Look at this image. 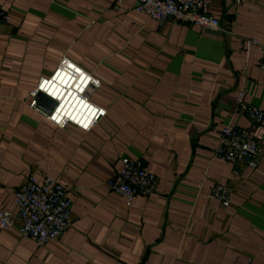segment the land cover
I'll return each mask as SVG.
<instances>
[{"label":"crops","instance_id":"crops-1","mask_svg":"<svg viewBox=\"0 0 264 264\" xmlns=\"http://www.w3.org/2000/svg\"><path fill=\"white\" fill-rule=\"evenodd\" d=\"M0 208L31 174L71 190V224L38 245L0 228V264H264V156L258 170L213 156L227 124L264 148V0H213L222 30L160 23L134 0H0ZM257 40L259 44L252 43ZM68 57L102 82L90 131L60 127L31 92ZM129 156L157 174L133 200L107 180ZM232 189L224 207L216 184Z\"/></svg>","mask_w":264,"mask_h":264},{"label":"built area","instance_id":"built-area-1","mask_svg":"<svg viewBox=\"0 0 264 264\" xmlns=\"http://www.w3.org/2000/svg\"><path fill=\"white\" fill-rule=\"evenodd\" d=\"M134 1L136 10L160 23L179 22L210 30L223 29L221 21L211 13L213 0ZM8 20L7 11L0 5V22ZM251 41L259 44L255 39ZM259 45L262 50L259 67L264 72V44ZM101 85L99 78L64 57L52 75L40 78L31 92L30 105L60 127L71 125L87 132L107 115L106 108L89 99V92ZM243 94H238L239 106L245 109L252 124L257 125L264 118V110L255 105L246 106ZM41 95L51 99L53 104L43 102ZM213 156L236 166L258 170L264 148L252 128L227 124ZM121 163L120 170L107 180L112 192L133 200L136 196H150L156 191L158 176L146 167L143 160L124 156ZM211 193L224 207L231 204L232 189L229 186L218 183ZM13 204L14 211L0 208V228H13L19 222L20 236L34 240L38 245L58 240L71 224V190L56 177L27 176L15 190ZM246 264H255L253 258H249Z\"/></svg>","mask_w":264,"mask_h":264},{"label":"water","instance_id":"water-1","mask_svg":"<svg viewBox=\"0 0 264 264\" xmlns=\"http://www.w3.org/2000/svg\"><path fill=\"white\" fill-rule=\"evenodd\" d=\"M41 100L45 103H47L48 105L53 104V101L51 99H49L48 97L41 95Z\"/></svg>","mask_w":264,"mask_h":264}]
</instances>
